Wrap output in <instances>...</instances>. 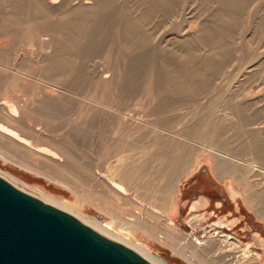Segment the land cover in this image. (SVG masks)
<instances>
[{
  "label": "rangeland",
  "instance_id": "obj_1",
  "mask_svg": "<svg viewBox=\"0 0 264 264\" xmlns=\"http://www.w3.org/2000/svg\"><path fill=\"white\" fill-rule=\"evenodd\" d=\"M85 1L0 0V123L59 156L12 142L29 160L82 178L1 155L0 176L167 264H264V0ZM213 150L240 175L216 173ZM224 233L238 246L217 248ZM182 236L190 255L208 240L195 263Z\"/></svg>",
  "mask_w": 264,
  "mask_h": 264
},
{
  "label": "water",
  "instance_id": "obj_2",
  "mask_svg": "<svg viewBox=\"0 0 264 264\" xmlns=\"http://www.w3.org/2000/svg\"><path fill=\"white\" fill-rule=\"evenodd\" d=\"M0 264H152L0 176Z\"/></svg>",
  "mask_w": 264,
  "mask_h": 264
},
{
  "label": "bare ground",
  "instance_id": "obj_3",
  "mask_svg": "<svg viewBox=\"0 0 264 264\" xmlns=\"http://www.w3.org/2000/svg\"><path fill=\"white\" fill-rule=\"evenodd\" d=\"M90 2L87 0V1L83 2V4H91ZM0 109L3 110V111L1 110V112H5L4 111V109H5L4 103H1ZM8 114L14 116L13 115L14 113L12 114L11 111H9ZM5 115L7 116V113ZM8 118H9V116H8ZM12 142H15V144H19L18 146L21 145V147H25V149L26 148L34 149V151H36L38 153H41V155L45 154V155L51 157L54 160L55 159H59V156H58V154L56 152L51 151L50 149L48 150L47 148L43 149L41 147L40 148L34 147L30 140L25 139L24 137L20 136L17 132L9 129L7 126H4L3 124L0 123V155L2 157H4L6 160L11 161V162L19 165L20 167H22V168H24V169H26V170H28L30 172L36 173L38 175H44V176L49 177L51 179H54V180H56L58 182H61V183L65 184L68 187L75 188L76 186H78V184L81 183V179L80 178H82V177H80L79 176L80 174L77 173V171H76L77 169L73 170L72 167L68 166L69 163L68 164L67 163L61 164V163H58V162H54L53 166H50L49 169L48 168H42L39 165H37L35 162L29 160L27 158V156H25L24 151L20 147L12 146ZM213 151H215V150H213ZM29 152H30V150H29ZM210 154L214 155L216 157V159H217V165L215 166L216 173H219L221 171L225 172V170H227L230 174L232 173V174H239L240 175V173L238 172V170H236V168L231 167V165H229L230 164L229 160H227V158H225V156L221 155V153H218L217 150L215 152L210 153ZM72 161H74V160H72ZM243 164L245 165L246 162H244ZM249 165H251V164H249ZM249 169H250V172L253 173L254 175H256L258 177L263 176V174H261L259 172V170H260L259 167L251 165V166H249ZM98 172L101 173L100 171H98ZM101 176L102 175H100V178H101ZM102 178H103V176H102ZM107 183L110 185V187L116 193L120 192V194H122V196H124V200H126V201L129 200L128 197H127V194L119 189L116 180H114V179L107 180ZM252 199H253V197H252V195H250L249 196V200L251 201V203L252 202L254 203L255 200L253 201ZM162 200H163L164 204L167 203L168 195L163 193L162 194ZM51 201H54V202L60 204V206H62L64 208H68V204H67V202L65 200H60V199L57 200V199H55V200H51ZM255 207L258 209L259 213L262 215L264 210H262V208L258 204ZM135 213H136L135 216L137 217V223H138V221L141 222L140 213L139 212H135ZM78 218L83 223H85L86 225L92 227L93 229H95L97 231H99L98 229H101L102 231L106 232L108 235L107 234H103L106 237H108L110 239H113L115 241H118L120 243H123L124 245L134 249L136 252L141 254L144 258L149 260L152 264H167V263L157 259L152 253H150L146 248H144L140 244H135L134 245V244L130 243L127 239H126V241L124 240V242H123L121 240L122 237L120 238L121 234L115 229V227L113 225V222H105V223H103L100 220L94 219V220H92L89 223L86 220H84L83 218H80V217H78ZM163 222L165 223V225H168V226L172 225L171 222L168 221L167 218L166 219L164 218ZM141 225H143V224H141ZM221 227L224 228V226H222V225L219 226V228H221ZM96 228H98V229H96ZM124 228H126V226ZM159 240L160 241L165 240L164 235H159ZM182 241L183 242H179L175 246L173 245V247L176 248V250L179 249L180 254L186 260H188L190 263H195L196 262L197 252L200 251L201 249H203L204 246L206 245V242H208V240L206 242H202L201 240H198V239L192 240V241H194L196 243V246H195V250L193 251V254L190 255L187 252V248L185 246L186 243H188L187 237L186 236H182ZM217 243H218V247L217 248H219L221 250L224 247L228 246V245L229 246H231V245L238 246V240L236 239V237H233L232 235H228L226 233H224L223 235L219 236V239L217 240ZM183 244H185V245H183ZM229 259H231V258H229ZM225 264H231V261L230 262H226Z\"/></svg>",
  "mask_w": 264,
  "mask_h": 264
},
{
  "label": "built area",
  "instance_id": "obj_4",
  "mask_svg": "<svg viewBox=\"0 0 264 264\" xmlns=\"http://www.w3.org/2000/svg\"><path fill=\"white\" fill-rule=\"evenodd\" d=\"M218 229H224V228H219V227H218ZM229 230H231V229L229 228L228 231H229ZM229 235H230V234H229Z\"/></svg>",
  "mask_w": 264,
  "mask_h": 264
}]
</instances>
